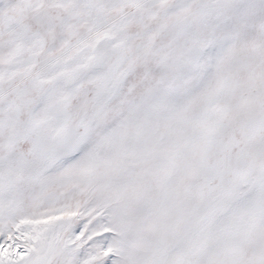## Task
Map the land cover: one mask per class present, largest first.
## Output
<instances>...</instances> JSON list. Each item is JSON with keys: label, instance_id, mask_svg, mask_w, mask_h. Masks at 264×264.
Returning <instances> with one entry per match:
<instances>
[{"label": "snow or ice", "instance_id": "obj_1", "mask_svg": "<svg viewBox=\"0 0 264 264\" xmlns=\"http://www.w3.org/2000/svg\"><path fill=\"white\" fill-rule=\"evenodd\" d=\"M0 264H264V0H0Z\"/></svg>", "mask_w": 264, "mask_h": 264}]
</instances>
